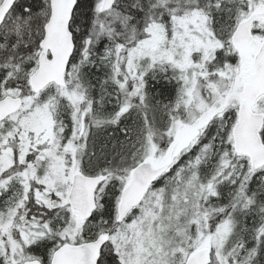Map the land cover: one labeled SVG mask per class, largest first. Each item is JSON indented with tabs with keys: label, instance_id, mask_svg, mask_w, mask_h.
<instances>
[{
	"label": "snow or ice",
	"instance_id": "obj_1",
	"mask_svg": "<svg viewBox=\"0 0 264 264\" xmlns=\"http://www.w3.org/2000/svg\"><path fill=\"white\" fill-rule=\"evenodd\" d=\"M0 264H264V0H0Z\"/></svg>",
	"mask_w": 264,
	"mask_h": 264
}]
</instances>
